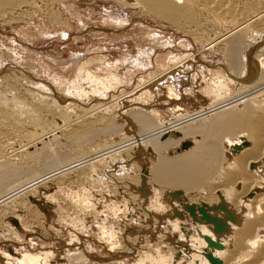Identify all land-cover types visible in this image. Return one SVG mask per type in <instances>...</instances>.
<instances>
[{
  "label": "rangeland",
  "instance_id": "1",
  "mask_svg": "<svg viewBox=\"0 0 264 264\" xmlns=\"http://www.w3.org/2000/svg\"><path fill=\"white\" fill-rule=\"evenodd\" d=\"M16 14L0 20V72L8 71L51 107L73 104L75 113L70 115L83 125L82 141L73 139L72 127L67 136L50 142L51 148H61H52L51 154L69 157L66 164L87 157L100 145L143 133L133 117L136 113L149 115L155 125L169 124L177 120L178 109L193 115L240 88L225 71L224 52L208 49V35L225 32L211 15H195L202 25L213 22L204 26L205 32L186 28L184 20L176 21L183 28L165 23L134 0H39ZM168 72L175 75L149 87ZM109 123L120 126L119 131L107 133ZM180 137L166 135L171 145ZM150 143L40 183L1 206L0 264H7L6 256L16 258L26 252H46L51 264H145L144 256L156 257V253L185 263L184 255L194 253L195 222L187 199L168 183L174 180L166 178L163 186L156 183L159 157ZM163 151L161 156L169 159ZM55 159L49 165L26 164L30 170L21 165V182L18 178L14 185L53 170L60 161ZM177 221L180 227L174 231Z\"/></svg>",
  "mask_w": 264,
  "mask_h": 264
},
{
  "label": "bare ground",
  "instance_id": "2",
  "mask_svg": "<svg viewBox=\"0 0 264 264\" xmlns=\"http://www.w3.org/2000/svg\"><path fill=\"white\" fill-rule=\"evenodd\" d=\"M38 1L0 0V20L5 15H15L24 8H30ZM134 2L137 6L146 9L148 14H153L158 19L166 20L165 23L168 21L177 27L183 28V23L180 26L176 21L184 20L186 28L206 32L204 26L208 24L207 26L211 27L213 22L209 20L206 25H202L197 22L198 18H195L197 14L211 15L219 24L224 25L223 35L214 32L213 35H208L210 39L208 49H221L224 52L225 71L231 81L240 84L239 90L231 95L232 97L226 94L227 97L224 99L219 98L216 104L193 115H184L178 109L177 120L169 124H160L158 121L155 125L156 122H153L149 115L147 118L146 114L136 113L133 117L139 125L138 128L144 130L143 133L136 135L132 133L134 136H128L124 140L117 139L112 144L111 142L108 145L104 144L103 148L100 145L101 149L98 146L99 150H91L87 157L66 164L69 157L58 156L57 153L51 154L54 150L51 149L57 147L51 148V143L58 137L67 136V132L72 127L76 131L73 139L78 144L82 141L83 133L79 131L82 130L83 125L79 119L71 118L70 115L74 108L73 104L67 101L61 102L62 105L55 106L56 108L51 107L53 105H50L44 97L25 89L12 74L8 75V71L4 73L2 71L0 72V88L3 90L0 91V207L7 205L19 195L35 189L40 183L79 170L87 164L92 165L102 159L111 156L113 158L117 154L119 156L121 152L137 145L146 148V143L151 141L152 151H155L159 157L157 169L154 170L156 183L163 186L166 178L174 180L173 183H168L174 184V191L183 194L189 202L188 210L195 222L191 236L194 253L189 256L184 255L187 258H183L186 260L185 263L183 260L174 262L171 255L156 253V257L144 256L143 261L148 260L145 264H264V0H134ZM168 75L175 74L168 72L161 78L153 80L149 87L159 85L161 79ZM179 98L180 96L176 100L178 101ZM69 115L71 120L67 119ZM56 120L59 123H55ZM52 123L55 124L54 130L51 129ZM114 124H110L105 131L118 132L120 126ZM175 133L181 136V140L171 145L172 141H169L170 137L166 138V135ZM172 148L174 150L171 151ZM162 151L172 159L162 157ZM55 156L59 157L58 164L61 163L57 169L55 167L58 164L54 165L53 170L49 166L51 171L47 172L45 168L46 172L42 175L38 173L39 177L14 185L23 174L21 165L27 167L26 164L40 162L49 165ZM28 169L32 167L28 166ZM173 224L174 231H177L180 224L178 221ZM50 257L51 255L46 252L39 254L26 252L16 258L6 256L7 264H51ZM69 262L71 264L72 261Z\"/></svg>",
  "mask_w": 264,
  "mask_h": 264
}]
</instances>
